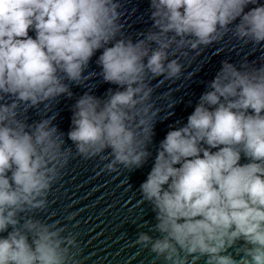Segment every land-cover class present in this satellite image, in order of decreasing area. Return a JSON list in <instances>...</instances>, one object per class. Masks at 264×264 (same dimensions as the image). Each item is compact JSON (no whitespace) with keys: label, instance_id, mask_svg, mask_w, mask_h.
Masks as SVG:
<instances>
[{"label":"clouds","instance_id":"9594fccd","mask_svg":"<svg viewBox=\"0 0 264 264\" xmlns=\"http://www.w3.org/2000/svg\"><path fill=\"white\" fill-rule=\"evenodd\" d=\"M248 5L257 6L245 11ZM121 8L120 0H0V233H7L0 264H77L76 236L36 216L72 148L55 115L28 123L27 114L72 97L70 85L87 84L98 50L99 75L118 88L104 99L80 96L67 135L78 156L108 160L114 171L140 168L151 155L159 114L151 80L180 77L183 65L169 59L173 45L195 50L231 32L264 46L258 0H150L152 27L135 41ZM208 89L187 123L160 142L140 186L155 212L150 231L159 235L140 232L135 243L165 264H186L189 256L264 264V63L224 61Z\"/></svg>","mask_w":264,"mask_h":264},{"label":"water","instance_id":"95a60500","mask_svg":"<svg viewBox=\"0 0 264 264\" xmlns=\"http://www.w3.org/2000/svg\"><path fill=\"white\" fill-rule=\"evenodd\" d=\"M120 2L121 23L126 35L135 41L152 27L150 0ZM258 4H264V0H258ZM254 6L257 5H248L245 11ZM29 35L35 37L33 31ZM173 51H176L175 45L170 50L169 59H178L183 69L177 79L158 77L151 80L154 89L152 102L159 109V114L152 142L148 145L151 155L140 168L128 170L117 166L116 170L110 171L105 167L110 161L78 156L73 142L68 139L73 105L77 99L89 91L104 99L109 89L115 91L118 88L104 82L99 75L101 68L96 61L102 49L90 60L85 74L95 75L87 84L70 85L72 97L61 96L52 102L50 109L41 106L39 111L30 110L27 114L28 123L40 120L46 113L55 115L54 126L64 134L65 147L72 148L68 165L62 169L48 194V207L43 212L37 211L36 216L47 222H59L66 229L65 235L72 233L76 236L79 245L77 264H165L163 258H157L150 248L135 243L140 232L154 238L159 235L150 231L156 223L155 212L150 203L142 200L140 186L153 167L160 142L170 130L187 123L188 116L199 103L200 96L209 90V82L215 78L224 61L237 67L244 61L255 63L257 67L264 63V46L245 44L231 32L207 47L200 46L195 50L186 47L176 51L175 56L171 54ZM248 162L242 155L240 163ZM6 235V232L0 233V236ZM229 252L235 255L234 249H229ZM186 264H205V259L189 256Z\"/></svg>","mask_w":264,"mask_h":264}]
</instances>
